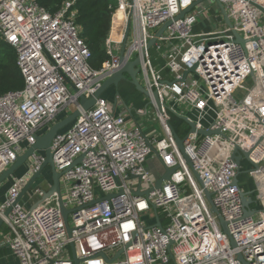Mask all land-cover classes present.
<instances>
[{"label":"built area","instance_id":"built-area-1","mask_svg":"<svg viewBox=\"0 0 264 264\" xmlns=\"http://www.w3.org/2000/svg\"><path fill=\"white\" fill-rule=\"evenodd\" d=\"M110 1L103 42L107 60L94 69L76 24V0L65 1L53 14L36 0H0V40L15 51L24 83L21 90L0 95V174L66 108L79 111L50 143L55 170L62 173L70 235L56 195L39 202L44 190L35 185L27 201L37 196L38 202L16 203L44 162V154L35 151L0 200V221L7 228L0 247L9 248L17 264H241L238 255L247 264H264V216H244L240 192L245 191L234 185L239 167L232 160L238 149L258 166L251 177L264 213V15L255 7L264 9V0H218L244 47L227 27L219 36H195L193 10L174 21L196 0ZM167 22L171 25L154 44L157 52L163 50L164 62L156 69L142 52L155 34L150 31ZM121 52L124 63L140 58L138 73L160 132L141 123L147 110H128L119 96L114 112L102 97L87 111L79 105V97L91 98L121 68ZM190 69L193 73L181 81ZM249 79L252 87L237 101L233 94ZM179 106L189 111L177 112ZM171 114L195 126L183 138V148L200 183L176 145L168 125ZM148 163L161 173L149 171ZM167 169L174 171L160 190L135 194L153 189ZM154 208L162 212L161 227L155 226Z\"/></svg>","mask_w":264,"mask_h":264},{"label":"water","instance_id":"water-1","mask_svg":"<svg viewBox=\"0 0 264 264\" xmlns=\"http://www.w3.org/2000/svg\"><path fill=\"white\" fill-rule=\"evenodd\" d=\"M204 1L207 0H196L193 4H191L188 8H186L185 10L181 11L180 14L174 19V21H177L181 18L184 17L185 14L189 13L191 10H193L196 6H198L199 4L203 3ZM217 8H218V12L220 13V16L222 17V20L224 22V24L226 25V27L229 29L231 35L234 38V42L236 44L241 45L242 47L245 46V40H243L239 34L237 33V31L235 30L234 26L231 24L230 20L228 19V16L224 10V8L221 6L220 2L218 0H214ZM263 15H264V9L259 7V6H255ZM171 25V22H167L166 24H164L153 36L152 38L149 40V42L147 43L146 48L143 50L142 55L144 56V54H146L149 49L154 46L155 42L160 38V36L164 33L165 29ZM126 38L124 39V43H125ZM120 60L122 62V66L119 70H117L109 79H107L102 86L98 89V91L89 99H86L85 97L81 96L79 97V105L82 108V110L87 111L89 109H91L94 104L95 101L102 97L103 93L106 91L107 88L109 87H114L117 89L118 84L121 81H126L128 82L131 86H133L135 88V90L137 92H139L140 94H143L144 96H147L148 93L144 90V88L138 83L137 81V74L139 72V64H140V58H136L135 60L131 61V62H123V58H122V52L120 54ZM193 69H190L186 72L183 73L182 75V79L181 81H183L186 77V75L188 73H193ZM252 80L253 75H251ZM263 93H264V89H263ZM116 95H118L116 93ZM153 97L156 101V104L158 106V109L161 110L163 104L159 101L158 97H157V93L154 92L153 93ZM115 102L113 104V109L112 111L114 112V108H115ZM79 116V111L78 110H74L71 114L67 115V116H63L61 118L56 119L50 126L47 127V129L40 134L39 136L36 137L35 139V144L30 147L27 151L24 152L23 155L19 156L16 161L14 162V164H12L7 170L3 171L0 174V186L6 182L8 179H10L11 177H13V175L20 169L22 168L26 161L29 159L30 156L33 155V153L35 151L38 152H42L44 154V162L40 168V170L34 174L26 183V185L23 187V189L21 190L19 197L16 201V203L21 202V200L26 196V194L29 192V190L31 188H33L37 181L41 179L42 174L45 172H48L50 175V182L48 184V187L46 190H44L43 192V196L40 199L39 202H43L46 199H49L50 197L56 195L57 197V202L59 205V208L61 210L62 216H63V220L65 223V227L67 230V234L70 235V228L68 226V219L67 216L69 214V211L66 210L63 206L62 203V197H61V189H60V178L62 173H57L52 161V156L50 153V143L53 139V137L60 131L66 129L67 127H69L75 120L76 118ZM177 118H179L180 120H182L183 122H185L188 127H189V133H194L195 132V126L193 123L189 122L188 120H186L183 117H179L177 116ZM170 127V130L172 132V135L174 137V140L176 142V145L179 149V151L181 152L186 164L190 167V169L192 170L196 180L200 183V179L198 174L194 171L192 163L190 161V159L188 158V156L186 155L184 148H183V138H180L176 132L174 131L173 127L171 126V124H168ZM199 135L201 136H208V135H213V134H219V131H198L197 132ZM149 148L152 150V152H154L152 146L150 144H148ZM238 149H235V151L232 154V160L234 161V163L239 167V170L237 172V178L234 181V185L238 186V176L242 173L241 172V168H240V162L242 159L246 160L251 166L252 169H250L247 173H252V172H257L258 171V166L255 165L253 162L250 161L249 159V153H238ZM77 163H79V160H77L74 165H76ZM173 169H167L165 170V173L158 178V180L155 182L154 188L150 189L148 191L145 192H135L136 195H142V196H147L149 192L153 191V190H160L161 189V185L163 182L168 181L169 177L171 175V173L173 172ZM257 192V191H255ZM205 193V197L208 201V204L210 205V210L212 213H214L217 216L218 222L221 226L222 232H224L228 237V232H227V228H226V224L223 221V219L221 218V216L219 215L217 209L213 206L212 201H211V195L209 192L204 191ZM253 192H240V196H241V203H242V207H243V213L245 217H249L254 215L256 212L254 210H251V207L253 204H257V200L254 201V199L252 198ZM111 195L106 196L104 199L108 200L110 199ZM38 205V204H37ZM37 205H35L33 208H36ZM154 214L156 217V223L155 226L156 227H161V224L158 220V214L156 209L154 208ZM2 226V222L0 221V228ZM230 240V244L232 247H235V243L232 240L231 237H229ZM71 249H73V246H70ZM122 251H119L118 255L121 253ZM237 259L241 262V264H247L244 259L242 258L241 255L237 256ZM75 264H79V262L77 260H74Z\"/></svg>","mask_w":264,"mask_h":264},{"label":"rangeland","instance_id":"rangeland-1","mask_svg":"<svg viewBox=\"0 0 264 264\" xmlns=\"http://www.w3.org/2000/svg\"><path fill=\"white\" fill-rule=\"evenodd\" d=\"M193 12L198 14V21L197 24L194 27V33L195 36H203L204 34H208L209 36H219L223 33L226 25L222 21V17L220 16V13L218 12V8L214 2V0H207L203 3L199 4L193 9ZM205 14V16L203 15ZM206 17V18H205ZM263 24H264V17H263ZM158 30H151L150 34L156 33ZM163 54V50L160 52H157L155 46H152L149 51L148 55L150 56L154 68L159 69L163 64V60L160 58V56ZM137 81L138 83L144 87L145 83L142 77L141 73L137 74ZM253 82L251 79L246 81L239 89L235 91L233 94L234 98L237 101H240L248 92V90L252 87ZM119 95V98L124 102V104H128V106L132 109L137 110L138 112H142L144 110H147L148 114L145 115L140 119L141 123L144 125L145 128H151L155 129L157 132H160L159 125L157 124L155 118H154V110L152 109L149 99L144 96L143 94H140L135 90L133 86H131L126 81H121L118 84L117 89L114 87H109L106 89V91L103 93L102 97L108 101H113L115 94ZM167 103V102H166ZM167 103V107H168ZM72 107L66 108L65 111L60 114L56 119L61 118L63 116H67L73 112ZM175 110L177 112L183 111L186 113L189 111V108L184 106L176 107ZM171 125L174 127L175 131L179 135L180 138H184L187 133L189 132L188 125L177 118V116L171 114ZM47 127H43L40 133L42 134ZM241 166V174L238 176V184L239 186L245 191V192H253L252 198L254 201L257 199V193L255 192V184L253 182V179L251 177V173H247L250 169H252V166L246 161L241 160L240 162ZM24 167V166H23ZM22 167V168H23ZM20 168V169H22ZM146 168L156 174L155 168H153V165L151 163H148L146 165ZM19 169V170H20ZM23 170V169H22ZM50 181V175L48 172H45L42 174V177L40 180L37 181L36 187L46 190L48 185L46 182ZM39 198L36 196L31 201H27V195L21 200V204L27 206V203L29 205H34L36 202H38ZM262 205L260 204H253L251 207L252 210L256 212V214L253 216L254 220H259L264 216V213L260 210ZM29 209V208H28ZM159 215H162L161 211H158Z\"/></svg>","mask_w":264,"mask_h":264},{"label":"trees","instance_id":"trees-1","mask_svg":"<svg viewBox=\"0 0 264 264\" xmlns=\"http://www.w3.org/2000/svg\"><path fill=\"white\" fill-rule=\"evenodd\" d=\"M68 0H36L38 5L48 12H57ZM110 0H76V24L81 28L91 54L90 66L99 69L107 60L103 42L111 23ZM24 83L16 64V53L5 42L0 40V95L19 91ZM174 128V127H173Z\"/></svg>","mask_w":264,"mask_h":264},{"label":"crops","instance_id":"crops-1","mask_svg":"<svg viewBox=\"0 0 264 264\" xmlns=\"http://www.w3.org/2000/svg\"><path fill=\"white\" fill-rule=\"evenodd\" d=\"M119 96V95H117ZM116 94L114 96V100L113 101H108L110 104H114V101L116 100ZM103 98V97H102ZM120 99V98H119ZM106 100V99H105ZM120 101L122 102V104H124V102L120 99ZM126 106V108L128 110H133V111H137L135 109H132L128 106V104H124ZM117 113V112H116ZM144 130H146L144 128ZM23 169V170H22ZM18 170L14 175L13 177H11L10 179H8L6 182H4L1 186H0V200L3 199V196L5 194V192L7 191V189L10 187L13 179L15 177H20L23 172H24V167ZM155 170H156V174H160L161 173V168L159 166L156 165L155 167ZM50 182V181H49ZM49 182H46L47 184H49ZM26 207H29L28 205ZM7 232V228L2 224L1 228H0V240L2 238V236L4 234H6ZM0 264H17V261L14 259V257L11 255V252L9 250V248L7 247H0Z\"/></svg>","mask_w":264,"mask_h":264},{"label":"flooded vegetation","instance_id":"flooded-vegetation-1","mask_svg":"<svg viewBox=\"0 0 264 264\" xmlns=\"http://www.w3.org/2000/svg\"><path fill=\"white\" fill-rule=\"evenodd\" d=\"M117 96V95H116Z\"/></svg>","mask_w":264,"mask_h":264}]
</instances>
